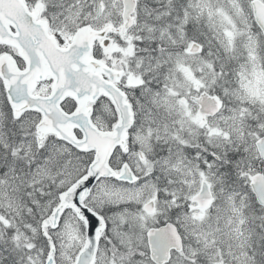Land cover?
<instances>
[{"label": "snow or ice", "instance_id": "obj_1", "mask_svg": "<svg viewBox=\"0 0 264 264\" xmlns=\"http://www.w3.org/2000/svg\"><path fill=\"white\" fill-rule=\"evenodd\" d=\"M0 264H264V0H0Z\"/></svg>", "mask_w": 264, "mask_h": 264}]
</instances>
